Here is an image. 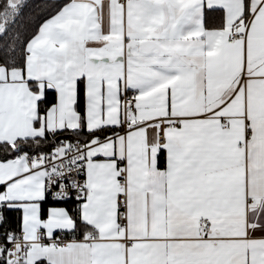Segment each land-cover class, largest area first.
Instances as JSON below:
<instances>
[{"label":"snow or ice","instance_id":"1","mask_svg":"<svg viewBox=\"0 0 264 264\" xmlns=\"http://www.w3.org/2000/svg\"><path fill=\"white\" fill-rule=\"evenodd\" d=\"M0 264H264V0H0Z\"/></svg>","mask_w":264,"mask_h":264}]
</instances>
